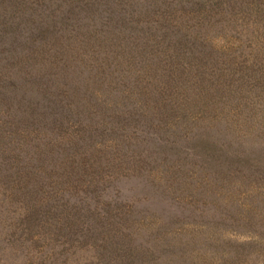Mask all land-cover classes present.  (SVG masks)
Instances as JSON below:
<instances>
[{"label":"rangeland","instance_id":"rangeland-1","mask_svg":"<svg viewBox=\"0 0 264 264\" xmlns=\"http://www.w3.org/2000/svg\"><path fill=\"white\" fill-rule=\"evenodd\" d=\"M177 1L0 0V264H264V167L224 186L264 130L191 106L208 84L220 94L207 81L218 61L264 77V0H199L201 20L197 0L166 10ZM178 22L197 37L179 38ZM192 52L185 71L163 69ZM166 74L176 82L152 118L138 86Z\"/></svg>","mask_w":264,"mask_h":264},{"label":"trees","instance_id":"trees-1","mask_svg":"<svg viewBox=\"0 0 264 264\" xmlns=\"http://www.w3.org/2000/svg\"><path fill=\"white\" fill-rule=\"evenodd\" d=\"M183 0H178L175 4V7H171L169 6L168 11H181L184 12L185 11V7L186 4H182ZM199 0H197L196 2L190 3L188 4L190 7H188L187 9H192L191 12L194 13L196 12L194 15V18L196 20H201L202 17L207 15V7L203 6L204 3H198ZM197 5V6H196ZM147 6L148 4H146L145 2L142 3L140 10H138L136 13L141 14L143 11L147 10ZM166 12V16H165V20L162 23V28H160V26L156 29H158V31L162 30L163 33L165 32L166 37H167V33L169 31H171L173 28V18L174 16H170V12ZM134 12V11H133ZM188 11H186L185 13H187ZM190 13V12H189ZM163 14V9L161 12V15ZM185 15V14H184ZM155 18V17H154ZM153 18V19H154ZM169 20H168V19ZM145 20H148L147 18H144ZM143 21V19H141L139 21V24ZM138 22V21H136ZM158 22L159 20L155 23V26H158ZM141 25V24H140ZM178 28V37L182 38L183 40H187V41H191V37H197L196 34H192V33H188L184 28L185 26H182L179 22L178 24H175ZM170 28V29H169ZM156 29L154 31H156ZM169 29V30H167ZM157 35H161L160 33H158ZM157 35L154 36L151 40H153L154 38H157ZM150 40V41H151ZM150 43V42H149ZM153 43V41H152ZM179 43H181L179 41ZM174 43L170 42V41H166L163 40L161 43V46H159V50H161L164 52L163 49H166V51H170V53H172L173 51L170 50L171 46L174 45ZM154 45V44H153ZM165 51V52H166ZM174 53V52H173ZM199 53H193L186 57L185 59L182 58V60L179 62H175L174 65L167 63L166 61H164L162 59V67L165 70H182L185 71L182 67V62L184 61H189L188 59H191L192 61H194V59L198 56ZM176 55V54H175ZM178 56V55H177ZM202 57H200L201 60ZM207 61L211 62V55L210 53L207 54ZM209 62H207V66L211 65ZM218 65L220 66L217 69H213L208 67L207 71H209L210 75L209 78H207V81H211L212 78H214V75L218 77V80L221 81L222 84V89L220 91V94L217 95L215 92V88H212L209 84L207 85V90L204 91V96L207 99H203L204 102H200L197 101L195 103H191V106L196 109V111L201 110V105L202 103L207 104V112L208 114H212V115H218L220 114L222 111L223 112H227V114H229L231 111L234 112L236 110H239L241 112V114H243L244 112H247V117L244 118L245 122L244 124H249L247 127H249V130H258L257 128H259V130H264V88H262V90H259L260 87H263L264 85V77L259 75L260 71H258L254 65L251 66L250 64L248 65L250 70L242 67V66H237V69H233L235 68V66H232L229 64V68L231 69H227L226 71H224V68L221 66L222 63L221 61H218ZM198 69V68H196ZM230 70H232V72H230ZM236 73L238 74V77L235 76ZM245 75L244 79L242 75ZM165 78L162 77H158L159 80V84H154L151 83L148 87L145 88V90L143 91V89H141V87L139 88L138 86V91L142 92V99L146 98V95H149L150 98L148 99V101L146 102L147 105L151 104L152 111L154 113H152L150 116L152 118H154L155 116L158 115L157 118L159 117H163L161 113H158L161 109V107H166V102H167V97L171 96L172 91L170 89L167 88V86H170L171 84V88L175 85L176 79H174L173 77H171L170 74H166ZM174 76L176 77V75L174 74ZM234 77H236L237 79H240V81H242V83H239L238 85L234 86L233 84H231V81L235 80ZM141 79H145V76H143ZM263 79V81L261 83H259L261 80ZM177 81H179V79H177ZM249 82L248 85H251L250 88H247V86L245 85V88H243V91L241 88L243 84H245V82ZM188 82V81H187ZM186 82V83H187ZM185 83V85H186ZM140 84L142 85H147L144 82L140 81ZM181 84H184L181 82ZM259 84V85H258ZM155 85V86H152ZM161 85V89L157 90L156 86ZM167 85V86H166ZM189 85H186V87H188ZM239 86V87H238ZM244 86V85H243ZM257 89V90H256ZM162 91H164V94H166V99L164 100L162 95ZM245 92V94L243 93ZM242 93V94H241ZM162 94V95H161ZM159 97V98H158ZM173 98L175 99L176 96H173ZM176 101V100H175ZM172 104H175V102H173ZM209 104V105H208ZM210 108V111H209ZM172 109L171 112H169V110ZM174 110L173 105H168L167 107V111L169 112V114H172ZM164 115H166L164 112H162ZM163 122V121H162ZM244 127V125H243ZM245 128V127H244ZM260 144V143H259ZM259 144H256L253 148V150H249L247 151L245 154V156L243 157V165H237L234 164L232 167V163L231 165L228 164L226 167V170L224 172V176L226 177V181L224 182V186L228 185L229 188L231 190H236L235 186L239 185V186H243L247 183V186H249L252 182L257 183V176L260 175L261 176V171L264 167V146L263 147H258ZM222 157V156H220ZM241 158V156H240ZM239 158V160H240ZM223 158H220L219 163L221 164V166L223 165ZM240 166V168H239ZM236 170V173H235ZM236 175V181L232 179V176ZM250 189V188H249ZM252 203H254L252 201ZM253 207V206H252ZM251 207V208H252ZM256 206L254 204V210L253 211H249L248 214H251V212L256 211ZM257 216V211L253 214V216L251 217L254 218Z\"/></svg>","mask_w":264,"mask_h":264}]
</instances>
